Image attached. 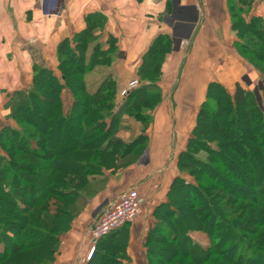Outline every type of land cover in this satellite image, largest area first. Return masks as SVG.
Returning a JSON list of instances; mask_svg holds the SVG:
<instances>
[{"label": "trees", "instance_id": "1", "mask_svg": "<svg viewBox=\"0 0 264 264\" xmlns=\"http://www.w3.org/2000/svg\"><path fill=\"white\" fill-rule=\"evenodd\" d=\"M246 3L248 0L230 2L237 47L264 75V18L244 17ZM98 26L103 27L101 16L59 43L58 71L35 64L31 86L7 95L6 117L11 123L0 129V264H56L61 236L71 221L107 186L110 173L134 164L149 145L147 131L163 99L159 82L163 63L172 51L171 35L160 33L151 42L137 71L142 85L118 103L120 87L113 68L117 40L111 35L103 43L95 32ZM91 44L92 51L83 54L82 48ZM64 88L72 90L76 106L83 104L82 110L90 114L87 119L59 115V94ZM80 93L83 102L77 98ZM262 97L263 105L254 90L240 83L233 93L219 81L209 83L191 136L178 155V173L166 199L154 209L155 220L143 242L146 264H174L177 257L188 263L176 264H207L213 255L217 256L213 264H259L264 259V231L259 229L264 224V179L257 187L262 197L252 198L231 176L240 167L239 158L264 157V89ZM138 105L142 110H135ZM226 112L231 114L230 122L236 121L230 128L221 127ZM56 113L55 137L65 143L71 140L76 151L66 159L46 163L49 153L43 151L47 144L41 136L43 123ZM127 116L135 122L147 120L141 133L129 140L118 135L124 128L131 135L134 131L127 124L120 126ZM66 124L70 125L68 132ZM216 125H220L219 136L213 132ZM87 134L91 135L88 143ZM87 144L97 146L93 147L97 152L81 154L89 149ZM260 168L264 176V163ZM91 176L99 178L90 180ZM7 204L24 217L7 215ZM34 210L40 212L35 219ZM197 221L202 225L195 226ZM130 224L97 239L85 264H132ZM197 232L205 234L208 243L196 240L193 233Z\"/></svg>", "mask_w": 264, "mask_h": 264}, {"label": "crops", "instance_id": "2", "mask_svg": "<svg viewBox=\"0 0 264 264\" xmlns=\"http://www.w3.org/2000/svg\"><path fill=\"white\" fill-rule=\"evenodd\" d=\"M230 2L0 0V129L11 123L6 117L7 95L31 86L35 64L58 71L59 43L84 31L93 18H103V27L95 29L103 43L111 35L117 40L114 70L122 88L138 79L142 57L156 36L168 33L172 38V51L163 63L159 82L163 99L147 131L148 147L134 164L110 173L107 186L71 221L61 236L56 264L86 263L95 243L91 224L129 188L138 190L143 210L130 224L128 253L132 264H139L142 256L146 263L143 242L155 220L154 209L166 199L178 173V155L191 136L209 83L219 81L231 93L240 83L263 99L264 75L237 47ZM243 9L247 19L264 18V0H248Z\"/></svg>", "mask_w": 264, "mask_h": 264}, {"label": "rangeland", "instance_id": "3", "mask_svg": "<svg viewBox=\"0 0 264 264\" xmlns=\"http://www.w3.org/2000/svg\"><path fill=\"white\" fill-rule=\"evenodd\" d=\"M93 46H94V44L93 45L92 44L89 45V47H86L85 46L86 48L83 47L82 48L83 54L85 52H87V51H88L87 53H90L92 51ZM116 53L118 54V51ZM262 53H264V52L262 51ZM116 57H118V55ZM72 65L73 64H71V67L73 68L74 66H72ZM76 65H78V63ZM97 66H96V69L98 68ZM114 66L115 65H113V68H114ZM94 73H89V74H94ZM138 80H139V84H138L137 87L141 86L142 83H143L139 78H138ZM130 82L126 85V87H123L122 88L120 86V92H119L118 98H117L118 103H120L122 101L123 95H126V94H123V92L125 90L129 89ZM81 83H83V82H80V84ZM263 84H264V82H263ZM137 87H135V88H137ZM135 88H131L130 90H134ZM67 89H68V91H67ZM78 91L83 92V90L82 91L81 90H78ZM256 95H257V92H256ZM77 96H78L77 98L78 99L80 98V101L83 102V100H82L83 95L80 93V95L77 94ZM59 99H60V104H59V112L60 113H59V115H61V117H63V118H70L72 115H74V117L77 118V119H80V118L87 119L89 117L90 114H88L87 112H85L84 110H82V108L84 107V106H82L83 104L80 103L79 106H76L74 104L75 95L73 94V92H72V90L70 88H64L62 90V92L59 94ZM138 99H139V97H138ZM257 99H258L259 103L261 105H263V99H261V96L259 95V93L257 95ZM135 110H137V111L142 110V107L140 105H138V107H136ZM144 110H146V109H144ZM131 111L134 112V109H132ZM41 115H44V113L39 114V116H41ZM59 115H58V113H56L50 120H47L46 123H43V128H44L45 131L43 132L44 134H41V136L46 139V143H47L46 145L44 144L43 151L45 153H47V154L49 153V155L47 156L48 157V160L45 161L46 163L49 160H60V159H63V158L66 159L68 155L73 154L76 151V149L73 148L74 143H71V140L70 141L68 140V142L65 143L66 142L65 140H60L59 137H57V138L55 137V131H56V128L58 127V116ZM140 115H142V114H140ZM230 115L231 114L229 112H226L223 115L222 119L220 120L222 122V126H221L222 128H230L232 125L236 124V121H231V122L229 121ZM77 119H75V122H77ZM134 119L135 118L132 117V116H127L125 118H122V121H121V124H120V126H122L121 128H123L124 124L125 125L127 124L128 126H131V129L133 128L134 131H132V135H131L130 133L126 132L124 130L125 129L124 128V129H122V130H120L118 132V135L119 136L125 138L126 140H129V139H131V137L138 136L141 133V126L147 120L144 121V119L141 118L140 121H136L135 122V121H133ZM108 121L110 122L111 120L108 118ZM65 128H66V131L68 132L69 129H70V125L69 124H66L65 125ZM111 131L112 130H110L109 133H111ZM213 132L219 136L220 125H216L213 128ZM90 137H91V135H88V134L84 136V139H85V142L86 143H88V139ZM248 138L249 137H248V134H247L245 136V140H246L247 143H249V139ZM87 147L89 149L87 151L83 150L81 154H90V155H93V153L97 152V150L94 149L97 146H95V145H88L87 144ZM111 155L109 154L107 156L109 158H112ZM262 163H264V157L261 154H258V155L255 154V158H251L249 161H247L246 158H239L237 160V164L240 165V167H239V169L234 170L232 172L233 175H231V176H233V177L236 178V185H237V187L240 188V189H243L246 192H248L249 195H250V197H252V198L262 197V195H259L258 194L259 191H258V188H257V187H259L262 184L263 179H264V176L261 175L262 173H261V170H260L261 169L260 167L262 166ZM221 170L225 172L224 168H221ZM89 178H90V180H93V179H97L99 177L91 176ZM249 179H252L253 181L249 182L250 181ZM30 188L32 189L33 188V185ZM236 193L239 194L238 192H236ZM185 202H187V200L184 201V203ZM6 208H7V211H5V213L7 215H9V214L11 215V213H12L13 216H16V217H19V218H23L24 217V215L19 214V213H16L15 210L13 209V207L11 205L7 204V207ZM31 214H34V217L33 218L35 219V217L38 214L40 215V212L37 211V210H34V211H32ZM203 216H204L203 218L205 220L207 218L206 216H209V214L207 213V214H205ZM224 218L227 221V217L224 216ZM24 220L26 221V219H24ZM263 221H264V217H263ZM201 225H202V223L197 221L195 226H201ZM259 229L262 230V231H264V224L262 226H260ZM193 235L196 238V240H198L199 242H201V243H208L207 236L205 234H203L202 232L193 233ZM153 246L159 247V248L161 247L157 243H154ZM26 254H29V253H25L24 255H26ZM29 256H27V257H29ZM216 258H217V256L216 255H213L212 259L207 264H213L215 262V259ZM137 262L139 264H146L144 262V260H143V256H142L141 260L138 259ZM179 262H186V263H188V260L185 259V258H182V257H177L176 263H179ZM176 263H174V264H176ZM259 264H264V259L261 260V262Z\"/></svg>", "mask_w": 264, "mask_h": 264}, {"label": "built area", "instance_id": "4", "mask_svg": "<svg viewBox=\"0 0 264 264\" xmlns=\"http://www.w3.org/2000/svg\"><path fill=\"white\" fill-rule=\"evenodd\" d=\"M138 79L130 82L129 89L123 94L129 92L131 88L137 87ZM143 210V199L136 188L127 189L117 200L103 208L94 219L90 227V234L94 242L111 231L120 228L128 223L134 222ZM94 246L91 248L87 259L90 258Z\"/></svg>", "mask_w": 264, "mask_h": 264}]
</instances>
